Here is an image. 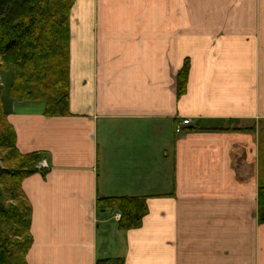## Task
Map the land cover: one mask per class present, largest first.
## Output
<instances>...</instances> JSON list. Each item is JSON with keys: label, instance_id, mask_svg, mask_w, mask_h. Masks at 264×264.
Listing matches in <instances>:
<instances>
[{"label": "crops", "instance_id": "obj_1", "mask_svg": "<svg viewBox=\"0 0 264 264\" xmlns=\"http://www.w3.org/2000/svg\"><path fill=\"white\" fill-rule=\"evenodd\" d=\"M68 52L69 115L4 102L40 156L27 263L264 264V0H74ZM97 196L147 213L119 230Z\"/></svg>", "mask_w": 264, "mask_h": 264}, {"label": "trees", "instance_id": "obj_2", "mask_svg": "<svg viewBox=\"0 0 264 264\" xmlns=\"http://www.w3.org/2000/svg\"><path fill=\"white\" fill-rule=\"evenodd\" d=\"M73 3L0 0V71L10 73L6 90L9 100L43 101L46 116L70 114L68 36ZM188 68L186 59L176 76L177 96L185 92ZM3 91L0 84V264H28L25 256L32 244L31 205L21 184L38 170L40 156L18 151L14 128L6 118ZM96 207L118 211L119 230L139 227L147 213L146 198L141 196H97ZM257 221L264 223V179L258 183Z\"/></svg>", "mask_w": 264, "mask_h": 264}, {"label": "rangeland", "instance_id": "obj_3", "mask_svg": "<svg viewBox=\"0 0 264 264\" xmlns=\"http://www.w3.org/2000/svg\"><path fill=\"white\" fill-rule=\"evenodd\" d=\"M150 2H151V0H150ZM155 5H156L155 8H157L158 4H155ZM10 81H11L10 73H4V72L0 71V84L4 86V91L2 94L3 102H5L8 99L6 96V90L10 84Z\"/></svg>", "mask_w": 264, "mask_h": 264}, {"label": "built area", "instance_id": "obj_4", "mask_svg": "<svg viewBox=\"0 0 264 264\" xmlns=\"http://www.w3.org/2000/svg\"><path fill=\"white\" fill-rule=\"evenodd\" d=\"M189 121L187 119L182 120V124H187ZM178 130V129H177Z\"/></svg>", "mask_w": 264, "mask_h": 264}]
</instances>
